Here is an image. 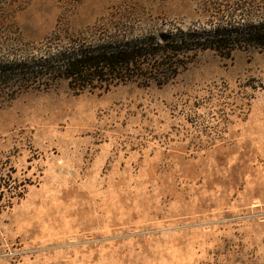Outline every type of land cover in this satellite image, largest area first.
<instances>
[{"label": "rangeland", "instance_id": "1", "mask_svg": "<svg viewBox=\"0 0 264 264\" xmlns=\"http://www.w3.org/2000/svg\"><path fill=\"white\" fill-rule=\"evenodd\" d=\"M228 22L264 0H0V58ZM186 62L162 87L0 94V264H264V52Z\"/></svg>", "mask_w": 264, "mask_h": 264}, {"label": "trees", "instance_id": "2", "mask_svg": "<svg viewBox=\"0 0 264 264\" xmlns=\"http://www.w3.org/2000/svg\"><path fill=\"white\" fill-rule=\"evenodd\" d=\"M246 7L238 2L224 9L223 18L238 17ZM120 30L122 27H117ZM116 30V29H115ZM236 50L264 52V22L227 23L195 33L178 30L171 34L142 37L116 35L66 39L58 37L48 49L22 60L0 58V94L21 90L29 84L51 89L61 81L79 94L108 92L112 87L171 83L190 56L213 51L230 58ZM1 181V180H0ZM0 184V190L3 188Z\"/></svg>", "mask_w": 264, "mask_h": 264}]
</instances>
